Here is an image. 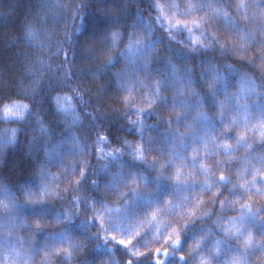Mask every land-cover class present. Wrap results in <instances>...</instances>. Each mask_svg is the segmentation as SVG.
I'll use <instances>...</instances> for the list:
<instances>
[{"label": "trees", "instance_id": "obj_1", "mask_svg": "<svg viewBox=\"0 0 264 264\" xmlns=\"http://www.w3.org/2000/svg\"><path fill=\"white\" fill-rule=\"evenodd\" d=\"M207 3L0 0V106L13 102L30 106L21 120L6 121L0 111V190L8 196L21 223L17 228L24 254L20 264H157L158 247L164 264H264V194L257 191L264 189L261 102L255 94L250 95L245 101L250 106L247 114H226L221 120L217 99L223 97L212 96L201 78L207 66L202 61L214 60L221 65L231 63L261 79L264 64L258 59L254 64L247 61L264 54V32L258 31L264 28V0H215L216 7L227 9L238 29L249 34L245 52L221 55L213 48L197 53L190 49L183 33H173L181 43L170 41L167 25L157 17L163 14L175 22L178 12L188 14L189 7L195 5L191 20L211 19L212 23L205 25L210 32L229 44L242 43L241 31L212 17ZM241 3L246 12L240 9ZM136 41L154 47L136 46ZM130 44L134 51H129ZM65 51L67 60L62 54ZM172 64L183 81L173 75ZM157 83L161 85L159 98L155 94ZM230 85L232 92L237 87L236 78ZM57 95L72 97L78 122L57 111ZM149 97L156 102L150 103ZM137 109L144 110L143 136L138 132ZM201 113L209 119H201ZM10 128L15 135L5 137ZM206 132L213 154L204 163L213 173L223 171L231 180L223 182L219 198L204 193L203 206L194 216L173 213L166 217L167 228L155 237L154 226L140 227L137 222L165 196L178 200L184 192L183 188L174 191L168 179H156L161 174L158 165L168 164L163 173L170 176L174 172L169 163L173 154L178 166L190 163L196 148L203 156L201 137ZM238 134L245 137L239 144ZM102 136L107 137V143L98 142ZM211 136L220 143L227 139L232 151L216 148ZM126 140L144 144L145 162L133 158ZM100 148L123 152L111 159L103 156ZM83 169L86 175L77 188L75 181ZM188 171L197 181L205 179L195 168ZM118 173L124 180L118 189L110 187ZM132 174L147 176L149 183L139 185L141 196L129 192L121 198L120 192L132 187L125 182ZM52 176H59V181L53 182ZM238 180H247L251 192L240 190ZM232 183H237V189L230 191ZM44 184L55 186L60 196L40 200ZM199 187L195 185L197 190ZM192 190L189 186L187 191ZM74 196L81 198L79 209L73 204ZM93 200L98 209L103 204L121 209L112 216L131 218L132 245L117 243L119 236L112 239L114 229L106 213L103 227L93 218L95 213L89 207ZM249 201L252 211L242 210L240 205ZM65 209L72 211L70 221L64 219ZM233 219L243 222L230 233L227 223ZM176 226L181 243H165L169 229Z\"/></svg>", "mask_w": 264, "mask_h": 264}, {"label": "snow or ice", "instance_id": "obj_2", "mask_svg": "<svg viewBox=\"0 0 264 264\" xmlns=\"http://www.w3.org/2000/svg\"><path fill=\"white\" fill-rule=\"evenodd\" d=\"M207 7L211 10L212 17L216 19H223L226 26L241 31L242 35L240 37L242 43L240 45L236 44H229L226 41L222 40L220 36L216 35L215 33L210 32L205 25L212 23L211 19H196L193 18L190 22L189 21H182L179 19H176L175 22H173L168 17L161 14L157 17L158 20L164 21V23L167 25L166 31L169 34V40L174 41L177 43H181L180 40H178L177 35L180 33H183L185 36V39L189 42L190 49L194 52H208L212 51L213 48H216L219 50L221 55H224L228 52H232L233 54H237L240 52H245L248 48V44L250 42L249 40V34L247 32H244L243 29H238L237 22L234 18H232L227 11V9L222 7H216L215 0H208ZM240 9L244 10L246 12V7L243 3L239 5ZM157 8L159 10L160 6L157 5ZM194 11H196L195 5H191L188 9V14H192ZM80 29L77 28V32H79ZM258 31L264 32V28L259 29ZM176 33L177 35H173V33ZM113 39L115 41L116 35L113 34ZM254 39V37L252 38ZM136 46H143L145 48L154 47L152 43H149L148 45H143L142 41H136ZM133 45L130 44L129 51H134ZM64 58L68 59V53L65 51L62 53ZM260 60L262 64H264V54H258L257 56L253 57L252 60L247 61L248 63L254 64L256 60ZM111 63V61H109ZM171 63V60H170ZM202 63H206V67L204 71L201 73V78L205 80V84L207 87L208 92L214 96V97H220L222 96L223 99H217V107H218V118L223 120L226 114L236 113V114H247L249 111V105L245 103L247 98L250 95L255 94L257 101L261 102V121H264V71L260 73L261 79H257L252 73H249L247 71H242L236 66H234L231 63H225L223 65L215 62L214 60H208V61H202ZM173 69V75L176 77L177 80L183 81L184 77H181L177 75V68L175 64H172ZM192 69H186V72H191ZM236 78L237 81V87L234 91L230 92V81L232 78ZM68 79H71V76L69 75L67 77ZM210 81V82H209ZM189 84L192 83L191 79H188L187 81ZM160 87L161 85L157 83L155 85V94L159 98L160 93ZM194 92L198 94L197 89H193ZM150 103H155V100H152L151 97H149ZM128 98H125V103H128ZM54 103L56 105L57 111L66 115L71 116L74 122L79 121V115L76 111V108L73 104L72 97L70 95H57L54 97ZM29 105L22 104L18 102H13L11 104H5L0 106V111H3L6 115L7 114H17V115H23V113L27 110H29ZM137 111L140 113L137 117V122L139 124L138 132L143 136V130H144V122L142 119V113L143 109H137ZM201 119L208 120L209 117L206 113L199 114ZM231 122L233 125L236 124V120L234 117L231 118ZM169 125H171V121H167ZM208 133H205V136L201 137V140L203 141V147L205 148V152L203 156L200 155V149L196 148L191 157H190V163H183L182 165H177L175 162V154H173L170 157L169 163L172 165L174 172L170 176H165L163 173V169L167 168L168 164H160L158 165V168L160 170V175L156 177V179L159 181L161 179H168L172 183V187L174 191H180L181 188L184 189V192L182 193L181 197L178 200H173L170 196H165L162 203H156L155 207L147 214V216L143 219L137 222V224L140 227H143L145 224H147L149 227L154 226V236L159 237L160 232L167 228L168 221L166 217L169 215L176 213L179 215H191L194 216L197 211H200L204 199L203 194L204 193H210L212 195H215L217 198L220 197L222 189H223V182H230L231 178L229 176H226L223 171L219 172L217 175L216 173H213L211 169L208 168L207 164L204 163V160L207 159L208 156L213 154V151L209 149V139ZM245 137L243 135L238 134L237 136V144L240 143L241 140H243ZM211 142L216 146V148H223L225 152L230 153L232 151V146L228 143L227 139L224 140V142L220 143L216 141L215 136H211ZM260 139L261 142H264V129L261 130L260 133ZM102 143H107L108 139L106 136L100 137V141ZM125 144L131 149V154L133 158L139 162H145L147 159L146 152H145V146L143 143H137L135 145L132 144V142L125 141ZM79 147V145H77ZM250 147V146H249ZM82 150V148H81ZM100 153L103 154V156H106L111 159H116L118 157V154H122L123 149H116L114 151H107L105 152L103 148L98 149ZM182 160H188L187 157H182ZM264 159V158H262ZM156 164V161H153V165ZM151 166V165H150ZM189 168H195L197 169L198 173L205 177L202 181H197L192 176L191 172H189ZM43 174V172H42ZM86 175V169H83L81 171V178L79 180H76L75 183L77 185V188L79 187L83 176ZM215 176V179L213 177ZM59 176H52L51 180L53 182L59 181ZM124 180L123 174L118 173L116 176L113 177L112 184L110 187H116L119 188V184L121 181ZM126 183H130L132 187L129 189V191L120 192L121 198L124 196L129 195V192L135 196L139 197L142 195L140 191L139 185L143 183L145 186L148 185L149 180L147 176L140 175V174H132L131 179L128 181H125ZM93 183H96L93 181ZM237 183L239 184L240 190H243L245 192H251V187L249 186V182L247 180L240 181L238 180ZM237 183H232L230 187V191L237 189ZM199 184L200 187L197 190L195 188V185ZM189 186L192 187V191H187ZM157 189H159V184H157ZM258 192H261V194H264V189L257 188ZM47 196H60V192L57 190V188L50 184H44L42 186L39 199L43 200ZM81 203V198L79 196L73 197V204L76 206L77 209H79ZM231 203V202H229ZM223 206V202H221ZM89 207L94 211L95 216L94 219L98 220L100 225L103 227L105 223V213L108 215L109 218H111L113 212L119 213L121 209L116 208L113 209L109 207L107 204H103L98 209L96 206L95 201L93 200ZM242 210H246L248 212L252 211V205L251 202H245L240 205ZM72 211L70 209H65L64 211V219L65 220H71L72 219ZM59 220V218H58ZM91 222V221H89ZM141 233H137V235H140ZM105 239L107 240L108 237L106 236ZM112 239H116L115 234H113ZM165 243L171 242L174 245H179L182 241V237L179 234V228L178 226L173 227L169 229L167 235L164 237ZM134 242L133 238L128 239H118L117 243L121 245H132ZM161 248H156V258H157V264H164L162 260H159V253L161 252ZM163 251L165 254H167L168 249L164 248ZM129 264H131V261H129Z\"/></svg>", "mask_w": 264, "mask_h": 264}, {"label": "rangeland", "instance_id": "obj_3", "mask_svg": "<svg viewBox=\"0 0 264 264\" xmlns=\"http://www.w3.org/2000/svg\"><path fill=\"white\" fill-rule=\"evenodd\" d=\"M191 17L192 16L189 14L178 12L177 18H182V20L189 19V21H191ZM26 112L27 111H25L21 116L14 113L6 115L3 111H1V117L6 121L21 120L25 116ZM13 135H15V131L12 128L4 132L5 137H12ZM106 220L111 222L110 225H112V228L114 229L113 234H115V236H119L123 239L132 238L130 234L134 226L132 229H129L130 225L133 223L130 221V217L112 216L111 218L108 217ZM4 221L8 223H5ZM241 222H243L242 219L229 220L227 227L231 230L227 229V231L233 233L232 230H235ZM19 224L21 223L18 222V216L12 211L8 196L0 190V264H20L23 262L24 254L23 247L21 246L22 241L20 239L21 237L19 238L17 233Z\"/></svg>", "mask_w": 264, "mask_h": 264}]
</instances>
